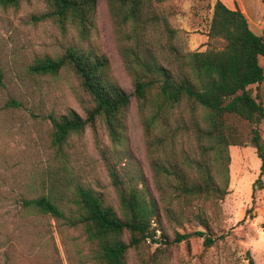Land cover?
Segmentation results:
<instances>
[{
	"label": "trees",
	"instance_id": "obj_1",
	"mask_svg": "<svg viewBox=\"0 0 264 264\" xmlns=\"http://www.w3.org/2000/svg\"><path fill=\"white\" fill-rule=\"evenodd\" d=\"M22 1L0 0V5L15 8ZM44 1L46 10L32 15L33 21L51 19L61 28L73 25L82 38L88 37L97 0ZM106 1L114 20L133 25L134 42L126 50V68L133 79V95L145 138L157 151L160 148L164 152V156L151 162L156 192L142 172L129 173L117 164L107 163L118 210L91 187L59 173L42 181L35 195L21 197L20 206L50 214L70 227H81L95 264H127L129 250L137 253L138 264H167L170 245L193 235L203 237L204 248L213 245L211 226L201 216L198 220L204 230L175 231L171 239L163 226L161 211L181 226L185 207L193 200L223 199L229 192V146L253 147L260 159L259 174L264 172V138L260 130L264 106L258 93L264 80V64L260 63L264 35L249 27L238 7L230 8L215 0L207 36L223 40L224 45L183 51L169 43L175 63L172 69L158 59L145 38L147 27L159 18L172 38L174 30L167 19L151 13L154 3L165 0ZM63 68L74 73L91 104L85 116L73 109L48 114L50 146L57 158L63 161L64 148L72 134L82 133L86 126L94 127L98 118L111 144L124 145L130 95L109 77L107 57L94 50L68 46L55 57L36 58L29 70L54 75ZM1 78L0 69V82ZM181 105L188 108L187 118ZM183 132L193 133L197 155L176 152L177 139ZM256 182H260L259 177ZM248 263L255 264L250 256Z\"/></svg>",
	"mask_w": 264,
	"mask_h": 264
},
{
	"label": "rangeland",
	"instance_id": "obj_2",
	"mask_svg": "<svg viewBox=\"0 0 264 264\" xmlns=\"http://www.w3.org/2000/svg\"><path fill=\"white\" fill-rule=\"evenodd\" d=\"M221 1L231 8L239 7L249 27L264 35L263 0ZM214 2L165 0L153 4L151 13L165 17L174 30L170 38L160 18L147 27L145 38L161 62L175 68L169 43L183 51L224 45L223 40L207 36ZM45 10L44 0H24L15 8L0 5V264H95L81 227H70L50 214L24 209L21 197L35 195L42 181L59 173L91 187L118 210L107 163L129 173L142 172L156 192L151 162L164 152L160 148L157 151L145 138L133 79L126 68V50L134 42L133 25L114 20L107 1L97 0L93 28L88 37L82 38L73 25L61 28L51 19L32 20V15ZM68 46L104 54L109 77L130 95V102L124 145L111 144L98 118L94 127L86 126L82 133L70 136L62 161L50 146L48 114L73 109L85 116L91 102L68 68L54 75H39L29 67L36 58L55 57ZM260 63L264 64V57ZM258 93L264 106V80ZM180 110L187 118L186 105ZM260 130L264 138V122ZM175 146L178 154H198L193 133L183 132ZM229 154V192L223 199L193 200L185 207L181 226L161 211L171 239L175 231L204 230L198 216L208 221L214 238L208 248L203 247V237L196 235L170 245L167 264H249V256L255 264H264V172L259 174L260 159L251 146L231 145ZM258 177L260 182H256ZM175 213L179 218L177 209ZM127 264H138L134 250H129Z\"/></svg>",
	"mask_w": 264,
	"mask_h": 264
},
{
	"label": "crops",
	"instance_id": "obj_3",
	"mask_svg": "<svg viewBox=\"0 0 264 264\" xmlns=\"http://www.w3.org/2000/svg\"><path fill=\"white\" fill-rule=\"evenodd\" d=\"M229 7V6H228ZM234 7H237V6H233L232 8H234ZM231 8V7H230ZM239 8V7H238ZM240 9V8H239ZM241 10V9H240Z\"/></svg>",
	"mask_w": 264,
	"mask_h": 264
}]
</instances>
